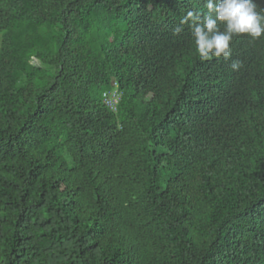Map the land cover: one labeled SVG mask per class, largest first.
<instances>
[{
  "label": "trees",
  "instance_id": "trees-1",
  "mask_svg": "<svg viewBox=\"0 0 264 264\" xmlns=\"http://www.w3.org/2000/svg\"><path fill=\"white\" fill-rule=\"evenodd\" d=\"M196 8L0 0V264H264V36Z\"/></svg>",
  "mask_w": 264,
  "mask_h": 264
},
{
  "label": "clouds",
  "instance_id": "clouds-1",
  "mask_svg": "<svg viewBox=\"0 0 264 264\" xmlns=\"http://www.w3.org/2000/svg\"><path fill=\"white\" fill-rule=\"evenodd\" d=\"M257 2L259 0H203L206 11L199 8L187 11L173 28V35L180 36L186 26L201 62L222 58L231 61L233 71H239L242 62L232 60L234 38L247 36L256 40L264 36V8H259Z\"/></svg>",
  "mask_w": 264,
  "mask_h": 264
},
{
  "label": "built area",
  "instance_id": "built-area-1",
  "mask_svg": "<svg viewBox=\"0 0 264 264\" xmlns=\"http://www.w3.org/2000/svg\"><path fill=\"white\" fill-rule=\"evenodd\" d=\"M105 96H106V94H105ZM117 101H118V99H114V100L110 99V100H109V102H110L111 104H116Z\"/></svg>",
  "mask_w": 264,
  "mask_h": 264
},
{
  "label": "rangeland",
  "instance_id": "rangeland-1",
  "mask_svg": "<svg viewBox=\"0 0 264 264\" xmlns=\"http://www.w3.org/2000/svg\"><path fill=\"white\" fill-rule=\"evenodd\" d=\"M38 62V60H36Z\"/></svg>",
  "mask_w": 264,
  "mask_h": 264
}]
</instances>
